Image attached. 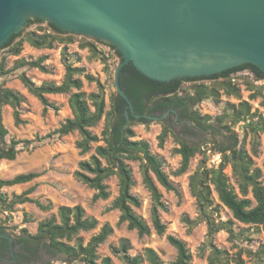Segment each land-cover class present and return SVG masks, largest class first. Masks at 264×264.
Wrapping results in <instances>:
<instances>
[{
    "label": "trees",
    "instance_id": "trees-1",
    "mask_svg": "<svg viewBox=\"0 0 264 264\" xmlns=\"http://www.w3.org/2000/svg\"><path fill=\"white\" fill-rule=\"evenodd\" d=\"M40 23H42L40 19L29 21V24ZM77 41L81 42L79 44L81 49H88L90 59H98L104 65V71L109 72L110 55L98 50L96 41L64 34L52 23L37 27L36 30L20 31L14 34L1 49L18 56L22 51L24 42L36 49H52L55 42L63 45L61 60L65 74L60 84L45 82L36 85L24 73L19 76L20 82L28 93L41 103L44 112L48 108L56 109L47 100L46 95L69 94L68 105L72 117L66 119L55 133L64 136L77 132L79 140L76 147L81 154L89 152L91 144L100 141L103 143L96 146L94 154L88 160L79 163L78 170L73 175L74 178L94 191L92 200L96 201L108 199L109 192L104 181L111 176H116L118 194L109 209L118 210L120 213L119 223L126 222L128 229L136 230L139 236H143L148 235L151 228L133 211V208L140 206V201L131 193L134 182L131 169L126 164L127 160L140 161L139 169L142 184L151 199V227L157 235H163L167 228L162 223L159 212L164 211L166 205L162 201V194L156 183L166 191L176 192V190L163 171L160 159L149 151L148 143L142 140H132L135 136L133 126L138 123L146 125L148 120L143 117L135 119L127 108L126 101L116 92L109 97V110L105 111L103 85L97 78L85 73L84 68L74 67L68 60L67 45ZM107 46L120 58V54L114 46L108 44ZM46 60L47 56H41L30 61L19 59L16 61L14 69L30 67L47 73L48 69L44 65ZM243 71L253 75L256 81H264V73L252 64H242L208 77L175 79L169 82L153 81L140 74L129 64L121 68L119 84L129 98L135 115L157 116L163 114L169 108L181 109V120L192 123L199 130L207 131L212 128V124L209 123L212 118L208 115H201L196 107L207 99H211L217 104L220 102L222 95L240 100V88L236 81H241L246 85V89L252 92L249 97L251 100L261 98V103L264 105V85L256 88L248 80H239L233 77ZM5 74L4 68L0 65V75ZM79 76H83L89 83H95L98 91L88 95L85 94L81 90L82 80ZM71 90L75 91L71 92ZM23 102L24 99L20 94L0 85L1 138L7 135V130L1 120V106L8 105L13 109V121L18 126L24 123L20 119L19 111V107ZM226 108L230 113L213 119L229 134V144L220 148L219 151L222 157L216 167H207V157L199 145H189L178 141L179 146L175 149V153L181 157L179 168L175 172L176 175L186 172L192 157L196 154L202 155V159L197 169L189 177L188 183L189 192L195 200L197 221L190 222L186 219L185 222L188 224L189 229L198 222L205 223L206 238L199 249L201 253L208 250L207 264H243L240 252H237L235 256H231L227 251L217 248L214 244V238L220 231H225L230 241L235 238V233L231 220L222 221L214 218L218 213V208L214 206L213 192L216 193L220 204L230 211L234 220L244 225L261 227L264 230V184L260 181L261 169L255 167L253 160V157L258 154L259 135L264 133V115L259 114L257 111L251 112V106L247 101L240 100L237 105L228 103ZM103 117L105 123L100 136L92 134L90 128L96 126ZM239 124H242L244 135L241 144L238 146V140L232 127ZM171 132V127L163 124L157 137L159 147L163 146L168 134ZM249 134L250 153L245 148V141ZM40 141V138H35V140L12 139L9 146L0 149V160L12 161L19 151L18 145L29 148ZM227 167L231 169V176L237 187V192L230 184L229 177L225 173ZM38 176V173L31 172L16 175L10 180H0V212H12L16 204L26 202H34L39 209L48 210L50 204L43 205L26 196L30 191L21 195H14L10 200L5 194L1 193L3 187L26 184ZM249 195H251V198H249ZM57 218L51 216L39 222L36 233L23 236V238L36 241L38 245H42V248L51 254L63 255L66 262L113 264L110 257L99 258L97 255L98 247L112 233L111 226L103 225L97 234L93 235L86 244H83L82 238L77 236L78 233L93 230L97 225V221L93 218H87L84 209L79 205L58 207ZM22 232L26 233V230L23 229ZM73 239L74 243L70 244ZM166 240L176 250V258L170 264H192L189 250L182 240L172 235H166ZM129 250L130 244L126 239H121L118 247H112V253L117 255L124 264H141L143 258L149 264H163L159 255L151 248H146L143 256H131ZM249 253L252 255L251 252ZM253 256L255 260L252 264H264V247L260 246L253 253Z\"/></svg>",
    "mask_w": 264,
    "mask_h": 264
},
{
    "label": "rangeland",
    "instance_id": "rangeland-1",
    "mask_svg": "<svg viewBox=\"0 0 264 264\" xmlns=\"http://www.w3.org/2000/svg\"><path fill=\"white\" fill-rule=\"evenodd\" d=\"M31 19L33 18L29 17L27 19L21 31L36 30L37 27H43L47 24L44 20L40 24H29ZM75 37L96 41L98 50L110 55L109 72H106L104 71V65L98 59H90L88 49H81L79 47L80 41L67 45L69 62L74 67L84 68L85 73L97 78L103 85L105 91V111H108L109 97L115 94L113 87L114 70L120 58L114 54L106 43L84 36ZM1 48L0 65H2L6 74L0 75V85L3 88L17 92L23 97L24 102L21 103L19 111L20 119L24 123L16 126L12 117L13 109L8 105L1 106V120L4 128L7 130V135L3 138L0 137V149L9 146L10 140L12 139H41L40 142L34 143L33 147L25 148L22 145H18L19 151L14 160H0V180H10L16 175L31 172L39 174L37 178L29 183L3 187L1 193L5 194L8 200H10L14 195H21L30 191L26 195L28 198L43 205L50 204V208L43 211L34 202L16 204L12 212H0V226L6 228L9 233L14 234V237L19 235H34L39 222L51 216L57 218L58 207H73L79 205L84 209L87 218H93L97 221V225L93 230L78 233L77 236L82 238L83 244H86L93 235L97 234L103 225H109L112 228V233L97 249L99 258L110 257L113 264H124L117 255L112 253V247H118L120 240L126 239L130 244L129 255L143 256L144 250L151 248L159 255L163 264H170L176 258V250L167 242L166 235H172L185 243L191 255L192 264H207L208 250L201 253L199 249L206 238L205 223L198 222L189 229L188 224L185 222L186 219L190 222L197 221L195 200L189 192L188 183L189 177L197 169L202 155L196 154L192 157L186 172L176 175L175 172L179 168L181 157L175 153V149L179 146L178 141L185 142L189 145H199L207 157V167H216L222 157L219 151L220 148L229 144V134L213 119L217 116L230 113L226 105L228 103L237 105L240 100L249 103L251 112L257 111L259 114L264 115V105L261 103L262 99L256 98L251 100L249 97L252 92L248 91L246 85L241 81H236L240 88V100L222 95L220 102L217 104L211 99H207L196 107L201 115H208L212 118L209 122L212 124V128L207 131L195 128L188 121L175 120L171 115L167 114L157 116L159 118L158 120H148L146 125L138 123L133 126L132 129L135 136L132 140H142L148 143L149 151L160 159L163 171L176 190V192L166 191L155 182L162 194V201L166 205V209L159 212V217L167 228L165 234L157 235L151 227V199L148 191L142 184L139 169L140 161H126V164L131 169L132 180L134 182L131 193L140 201V206L133 208V211L151 228L148 235L139 236L136 230L128 229L126 222L119 223L120 213L118 210L109 209L118 194V180L116 176H111L104 181L109 192L108 199H99L96 201L92 200L94 191L78 182L73 176L78 170L79 163L88 160L94 154L96 146L102 145L103 143L100 141L91 144L90 151L81 154L76 147L79 140L77 132H72L64 136H59L55 133L66 119L72 117L68 105L69 94L46 95L47 100L56 109L48 108L44 112L41 103L28 93L20 82L19 76L24 73L36 85L45 82L60 84L65 74L64 65L61 60L63 45L55 42L52 49H36L31 47L27 42H24L22 51L18 56L9 54L5 49ZM41 56H47V60L44 62V65L48 69L47 73L30 67L14 69L16 61L19 59L30 61L36 60ZM79 77L82 80L81 90L85 94L88 95L98 91L95 83L87 82L83 76ZM233 77L239 80H248L256 88L264 85V81H256L253 75L247 71L237 73ZM74 91L71 90V92ZM104 123L105 118L103 117L96 126L90 128L91 133L100 136L104 128ZM163 124L169 125L172 132L168 134L163 146L159 147L157 137L162 130ZM232 130L238 140L239 146L244 135L242 132V124L232 127ZM249 141L250 134L245 141V148L250 153ZM259 142L258 154L256 157H253V160L255 167L261 169L262 176L260 181L264 184V133L259 135ZM225 173L229 177L230 184L237 192V187L231 176L230 167L225 169ZM249 198H251V195H249ZM212 199L214 206L218 208V213L214 218L222 221L231 220L235 233V238L230 241L228 234L225 231H220L214 238L215 246L227 251L231 256H235L237 252H240L242 263L252 264L255 260L253 253L260 246L264 247V230L261 227L257 228L244 225L234 220L230 211L220 204L215 192L212 193ZM23 229L26 230V233L22 232ZM73 243L74 239L70 244ZM43 252L41 253L42 258L47 264H82L79 261L66 262L63 255L51 254L46 250ZM141 264L149 263L143 258Z\"/></svg>",
    "mask_w": 264,
    "mask_h": 264
},
{
    "label": "water",
    "instance_id": "water-1",
    "mask_svg": "<svg viewBox=\"0 0 264 264\" xmlns=\"http://www.w3.org/2000/svg\"><path fill=\"white\" fill-rule=\"evenodd\" d=\"M29 17L64 34L112 45L120 54L113 87L132 65L158 82L220 74L242 64L264 73V0H0V48Z\"/></svg>",
    "mask_w": 264,
    "mask_h": 264
},
{
    "label": "flooded vegetation",
    "instance_id": "flooded-vegetation-1",
    "mask_svg": "<svg viewBox=\"0 0 264 264\" xmlns=\"http://www.w3.org/2000/svg\"><path fill=\"white\" fill-rule=\"evenodd\" d=\"M181 109L169 108L163 114L171 115L175 120L180 119ZM45 249L34 240H26L22 235L14 237L6 228L0 226V264H47L42 254Z\"/></svg>",
    "mask_w": 264,
    "mask_h": 264
}]
</instances>
